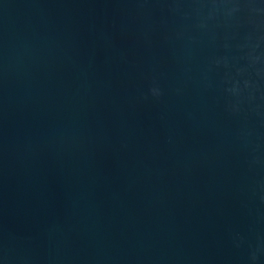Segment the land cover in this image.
Instances as JSON below:
<instances>
[{
	"label": "water",
	"instance_id": "obj_1",
	"mask_svg": "<svg viewBox=\"0 0 264 264\" xmlns=\"http://www.w3.org/2000/svg\"><path fill=\"white\" fill-rule=\"evenodd\" d=\"M0 264H264V0H0Z\"/></svg>",
	"mask_w": 264,
	"mask_h": 264
}]
</instances>
